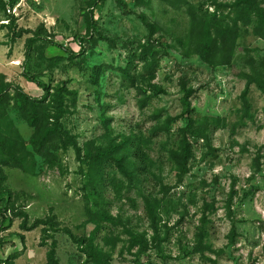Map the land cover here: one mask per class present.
Masks as SVG:
<instances>
[{
  "label": "rangeland",
  "instance_id": "obj_1",
  "mask_svg": "<svg viewBox=\"0 0 264 264\" xmlns=\"http://www.w3.org/2000/svg\"><path fill=\"white\" fill-rule=\"evenodd\" d=\"M97 1L17 0L0 10V84L42 99L22 76L38 36L26 71L51 95L63 90V102L37 104V127L14 91L0 113L9 217H0V264H48L52 251L58 264H264V0L237 20L230 51L222 34L237 0H106L90 33ZM214 14L210 64L189 46L200 39L196 20ZM132 137L152 175L131 185L111 163L100 185L88 157ZM90 244L101 256L88 257Z\"/></svg>",
  "mask_w": 264,
  "mask_h": 264
},
{
  "label": "trees",
  "instance_id": "obj_2",
  "mask_svg": "<svg viewBox=\"0 0 264 264\" xmlns=\"http://www.w3.org/2000/svg\"><path fill=\"white\" fill-rule=\"evenodd\" d=\"M106 2V0H98L95 3V6L93 7V9L89 12V22H88V28L90 33L95 31V27H96V16L99 13V8L102 7V5ZM256 0H237L236 4H235V11H236V15L237 17L234 19V27L231 29H228L225 31L224 35L222 34V44L225 48H229V51L232 49V45L236 42L237 40V23H238V19L239 18H249L253 9H254V4H255ZM17 4V0H0V10L1 11H6V9L8 7L10 8H14L15 5ZM234 11V12H235ZM212 18H209L207 16H203L201 18H198L196 20V23L198 24V29L196 34L200 35V39L199 41L193 40L194 42L189 46V49L191 51L192 55H198L199 57H201L205 62H209L210 64H213V61L216 57V52H215V47L214 44L211 40L210 34H209V30L210 27L212 26V24H210L211 21H216L217 19V15L214 14V16H211ZM15 19L13 17H11L10 19V23H14ZM25 32L22 31L19 34H15L13 33V36L15 38H22L23 34ZM40 38L38 36L32 38L29 40L28 45H27V52L25 55V62H24V71L22 73V76L25 80H27L30 83L35 84L39 89H41L44 92V96L42 97V99L36 100L34 99L32 96H30L29 94H27L26 92L23 91L22 88L20 87H15L11 84L8 83H2L0 84V113L4 114L5 113V104L6 101L8 99V95L10 93V91H14L16 97L21 101L22 105L24 106V109L27 113V121L29 123V125H31L32 127H37L38 126V122H39V105H37L40 102H44L46 101L47 98L50 97V101H49V106H54L58 102H63V90H58L57 92L54 93V95H51V91L50 88L43 83L42 81H40L38 78H36L35 76H31L27 71H26V67L30 61L31 58V53H32V48L34 46V44L39 41ZM72 56V55H71ZM250 85V84H249ZM249 85L246 89V93L248 91ZM258 86L262 89V91L264 92V85H262L261 83H258ZM188 97H190V95L188 94L186 99H188ZM246 97V96H244ZM185 107H187V113H189L190 111V105L187 104V102L185 101ZM246 106L247 104V100H245ZM175 120H172V122H174ZM191 124H192V120L188 119V131H191ZM128 145L127 147V152L124 154L125 156H122V159H119L117 156L122 152V147L124 145ZM1 145V143H0ZM184 146V151L185 153H189V144L188 142H185L183 144ZM78 151V156L80 161H82V156H81V151L79 149H77ZM7 157L10 159L9 161H13L14 163L17 162V158L14 156H8ZM88 160L91 161L92 163V174L95 175V177L98 179V181L100 182V185H104L106 182V166L113 163L114 166H116V168L119 170V172L125 176V177H129V183L131 185H133L134 183V179L136 178L137 181H141L143 179V177H148L150 175H152V161L151 158L149 156V154L147 153V151L145 150L144 147V143L143 140L140 138H136V137H132L129 138L127 143H124L122 145H113L110 146L109 149H107V151H101L100 153H98L96 156H89ZM130 160V161H129ZM17 165V164H16ZM130 165H132L133 169L131 171L128 170V167H130ZM21 169H24L23 167H21ZM6 181V176L2 173V170L0 168V186L1 184ZM97 194L101 197L102 196V191L98 192L97 189ZM1 199V198H0ZM145 204H146V209H147V213L150 217V219L153 220V222L155 221V209H154V203L152 201L151 198L145 197ZM0 217L2 219L1 223L2 225H5L8 221H9V217L7 216V208H1L0 207ZM27 220V216H25V221ZM45 221L43 220H37L35 225H41L44 224ZM24 229H28L26 223L24 224ZM101 231V227L97 229V233ZM70 237L73 239V241L75 242V238L69 234ZM97 235V234H96ZM79 243L82 242L78 241ZM95 245L90 244L89 246L86 247V254L88 255V257L95 259L96 256L98 257L101 256L100 252L96 253V248H94ZM98 259V258H97ZM48 264H58L56 262V260L54 259V251H52L49 254L48 257Z\"/></svg>",
  "mask_w": 264,
  "mask_h": 264
},
{
  "label": "built area",
  "instance_id": "obj_3",
  "mask_svg": "<svg viewBox=\"0 0 264 264\" xmlns=\"http://www.w3.org/2000/svg\"><path fill=\"white\" fill-rule=\"evenodd\" d=\"M34 1H38V0H34ZM13 9V8H12ZM10 12V11H9Z\"/></svg>",
  "mask_w": 264,
  "mask_h": 264
}]
</instances>
